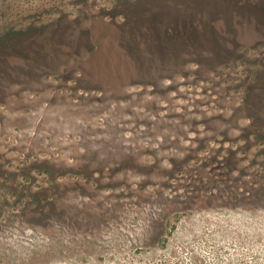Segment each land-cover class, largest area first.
Masks as SVG:
<instances>
[{"label":"rangeland","instance_id":"374dc122","mask_svg":"<svg viewBox=\"0 0 264 264\" xmlns=\"http://www.w3.org/2000/svg\"><path fill=\"white\" fill-rule=\"evenodd\" d=\"M0 264H264V0H0Z\"/></svg>","mask_w":264,"mask_h":264}]
</instances>
